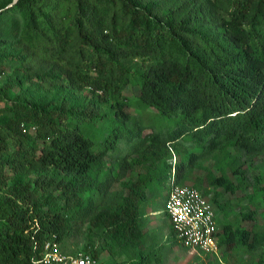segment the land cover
Wrapping results in <instances>:
<instances>
[{
    "label": "trees",
    "instance_id": "16d2710c",
    "mask_svg": "<svg viewBox=\"0 0 264 264\" xmlns=\"http://www.w3.org/2000/svg\"><path fill=\"white\" fill-rule=\"evenodd\" d=\"M213 1L212 6L211 0H181L163 12L150 0L0 3V35L16 39L0 43V69L5 71L1 58H17L31 69L39 61L59 66L61 84L90 87L110 102L109 124L116 128L99 137L83 124L97 115L16 101L8 93L17 82L1 87L0 264H38L49 241L66 239L68 213L81 205V197H68V210L47 206L33 183L17 180L14 173L52 168L77 182L93 178L100 161L124 145L122 128L131 119L124 96L129 84L139 87V99L161 119L150 138L179 154L180 147L185 150V158L174 163L178 182L200 159L223 156L246 186L256 184L251 165L264 157V0ZM132 60L141 67L130 66ZM38 75L46 82L51 78L48 71ZM166 166L162 176L168 183L173 164ZM222 171L213 182L235 191ZM52 182L64 181L55 175L35 180L41 186ZM138 184L147 186L133 185ZM209 200L221 209L216 198ZM99 216L127 242L141 243L134 199L112 213L102 209ZM220 227L221 253L242 247L264 264V225ZM172 234L184 246L173 229ZM86 254L98 258L95 251Z\"/></svg>",
    "mask_w": 264,
    "mask_h": 264
},
{
    "label": "rangeland",
    "instance_id": "374dc122",
    "mask_svg": "<svg viewBox=\"0 0 264 264\" xmlns=\"http://www.w3.org/2000/svg\"><path fill=\"white\" fill-rule=\"evenodd\" d=\"M4 1L11 0H0V3ZM150 1L157 2L156 6L162 12L170 5L177 6L181 3V0ZM209 4L213 6L214 1L211 0ZM15 41L10 34L0 35V43L12 44ZM1 62L5 71L0 69V94H4L1 87L5 84L17 82L18 86L8 93L16 101L36 104L45 109L70 108L73 113L79 111L83 115L90 112L98 117L94 120L86 118L83 123L86 128L99 137L104 132L115 131L114 125L109 124L114 111L110 102L90 87L61 84L59 78L62 69L59 66L51 63L44 65L40 62L46 61H39L31 69L30 66H23L17 58H1ZM128 64L141 67L138 60L129 61ZM37 71H48L51 78L46 82L47 79L39 76ZM124 96L127 99L126 110L131 114L128 126L123 127L121 132L124 145L117 146L100 161L93 178L77 182L72 175L56 173L52 168L14 173L17 180L32 182L33 189L47 206L59 205L68 210V197H81L78 210L68 213V236L64 241L50 245L48 253L80 256L95 251L103 264H260L257 255L254 256L242 247L231 253L205 255L175 242L169 218L164 210L168 183L162 175L168 173V166L165 168V165H174L176 161L185 158V150L180 147L179 154L176 148L164 146L150 138L151 133L159 129L161 119L153 107L139 99L137 85L129 84L124 90ZM3 103L0 100V106ZM223 169L236 185L233 192L213 182L215 177L222 174ZM251 171L256 184L246 186L241 177L232 172L228 158L207 157L200 159L182 181L192 185L201 181L197 186L209 198H216L221 204V209L217 211L220 223H231L235 228L252 229L254 226L264 225V157L251 165ZM45 175H55L64 182H52L51 186L47 183L42 186L35 184L37 178ZM12 180L8 183L11 184ZM138 181L147 183V186L133 185ZM126 199H134L139 206L138 222L143 233L139 244L127 242L114 226H109L99 216L102 209H106V213H112L120 208ZM143 256L147 258L146 262L140 260Z\"/></svg>",
    "mask_w": 264,
    "mask_h": 264
},
{
    "label": "built area",
    "instance_id": "2783aa9c",
    "mask_svg": "<svg viewBox=\"0 0 264 264\" xmlns=\"http://www.w3.org/2000/svg\"><path fill=\"white\" fill-rule=\"evenodd\" d=\"M167 189L164 210L179 241L205 255H218L221 223L209 198L198 187L178 182L175 165ZM52 244L51 241L46 244V254L37 261L38 264H103L91 254L48 253Z\"/></svg>",
    "mask_w": 264,
    "mask_h": 264
},
{
    "label": "water",
    "instance_id": "95a60500",
    "mask_svg": "<svg viewBox=\"0 0 264 264\" xmlns=\"http://www.w3.org/2000/svg\"><path fill=\"white\" fill-rule=\"evenodd\" d=\"M17 0H15L14 2H16Z\"/></svg>",
    "mask_w": 264,
    "mask_h": 264
}]
</instances>
